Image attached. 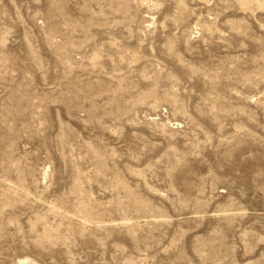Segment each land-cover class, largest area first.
Returning a JSON list of instances; mask_svg holds the SVG:
<instances>
[{
  "label": "rangeland",
  "instance_id": "374dc122",
  "mask_svg": "<svg viewBox=\"0 0 264 264\" xmlns=\"http://www.w3.org/2000/svg\"><path fill=\"white\" fill-rule=\"evenodd\" d=\"M0 264H264V0H0Z\"/></svg>",
  "mask_w": 264,
  "mask_h": 264
}]
</instances>
